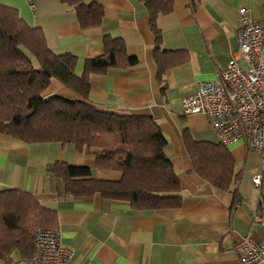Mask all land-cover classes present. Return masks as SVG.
<instances>
[{
  "label": "crops",
  "instance_id": "obj_1",
  "mask_svg": "<svg viewBox=\"0 0 264 264\" xmlns=\"http://www.w3.org/2000/svg\"><path fill=\"white\" fill-rule=\"evenodd\" d=\"M98 2L100 25L83 30L75 12L60 0H0L41 30L51 52L75 56L78 77L86 60L104 54V37L122 41L137 64L90 74L88 98L102 111L155 121L167 140L164 153L178 181L179 207L135 209L128 201L99 193L71 197L47 173L48 166L87 167L93 178L107 182H117L121 175L97 168L92 154L78 152L72 144H28L3 134L0 191L26 192L54 212L53 228L60 230L62 246L73 252L70 264H241L234 251L237 242L250 238L264 244V223L254 220V215L264 217V179L258 188L251 182L260 170L259 155L241 141L221 144L205 116L182 112V99L198 83L218 80L236 49L240 10L264 21V0H172V11L155 19L158 50L139 2ZM45 94L77 99L55 79ZM184 134L194 142L222 145L233 182L229 190L215 187L195 170ZM217 162L221 164L219 158ZM233 192L240 198L234 206ZM10 259L13 264L23 258L14 251ZM0 264L7 263L0 259Z\"/></svg>",
  "mask_w": 264,
  "mask_h": 264
},
{
  "label": "trees",
  "instance_id": "obj_2",
  "mask_svg": "<svg viewBox=\"0 0 264 264\" xmlns=\"http://www.w3.org/2000/svg\"><path fill=\"white\" fill-rule=\"evenodd\" d=\"M60 1L75 12L81 29L100 25L103 10L98 0ZM136 1L147 12L158 50L160 32L155 19L169 14L173 2ZM103 48L102 56L84 62L83 74L78 77L75 56L51 52L39 28L29 26L16 8L0 3V134L28 144H72L78 152L92 154L97 168L121 175L119 181L107 182L93 178L87 167L63 162L48 166L47 173L59 180L71 197L99 193L105 199L128 201L135 209L177 208L178 181L164 153L167 140L155 121L146 115L102 111L88 98L90 74L137 64L136 58L126 55L119 38L104 37ZM52 79L77 99L46 95ZM183 141L195 170L215 187L229 190L233 182L222 145L194 142L187 134ZM233 198L232 206L240 201L236 192ZM53 226L54 212L30 194L15 189L0 191V259L5 263L12 264L14 251L29 258L35 228Z\"/></svg>",
  "mask_w": 264,
  "mask_h": 264
},
{
  "label": "built area",
  "instance_id": "obj_3",
  "mask_svg": "<svg viewBox=\"0 0 264 264\" xmlns=\"http://www.w3.org/2000/svg\"><path fill=\"white\" fill-rule=\"evenodd\" d=\"M32 7V6H31ZM237 45L216 82H200L182 99L185 115H203L223 145L243 142L259 155L260 170L251 178L258 188L264 179V21L240 10ZM264 223V217L254 215ZM241 264H264V244L243 238L234 245ZM73 252L61 244L57 228H35L32 253L13 264H70Z\"/></svg>",
  "mask_w": 264,
  "mask_h": 264
},
{
  "label": "rangeland",
  "instance_id": "obj_4",
  "mask_svg": "<svg viewBox=\"0 0 264 264\" xmlns=\"http://www.w3.org/2000/svg\"><path fill=\"white\" fill-rule=\"evenodd\" d=\"M4 5H7V6H9V4H4Z\"/></svg>",
  "mask_w": 264,
  "mask_h": 264
}]
</instances>
